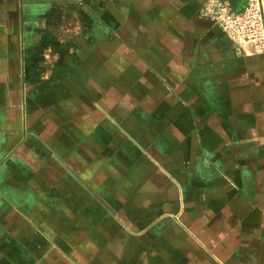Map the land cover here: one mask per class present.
Returning <instances> with one entry per match:
<instances>
[{
    "label": "crops",
    "instance_id": "0c3cea01",
    "mask_svg": "<svg viewBox=\"0 0 264 264\" xmlns=\"http://www.w3.org/2000/svg\"><path fill=\"white\" fill-rule=\"evenodd\" d=\"M209 1L0 0V264H264V52Z\"/></svg>",
    "mask_w": 264,
    "mask_h": 264
},
{
    "label": "built area",
    "instance_id": "2783aa9c",
    "mask_svg": "<svg viewBox=\"0 0 264 264\" xmlns=\"http://www.w3.org/2000/svg\"><path fill=\"white\" fill-rule=\"evenodd\" d=\"M208 13L235 49L251 43L264 52V0H247L240 12L233 11L224 0H211Z\"/></svg>",
    "mask_w": 264,
    "mask_h": 264
}]
</instances>
